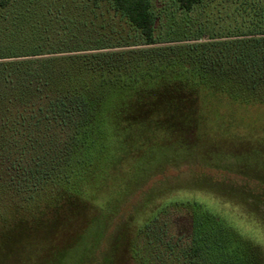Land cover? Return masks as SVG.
<instances>
[{"label": "trees", "instance_id": "obj_1", "mask_svg": "<svg viewBox=\"0 0 264 264\" xmlns=\"http://www.w3.org/2000/svg\"><path fill=\"white\" fill-rule=\"evenodd\" d=\"M153 1H0L11 13L0 21V225L10 223L6 213L13 208L22 214L42 193L133 152L169 141L188 154L205 148L195 142L209 133L205 115H239L249 135H237L229 125L224 135L245 141L254 134L252 118H246L249 108L264 107V0H243L232 10L235 25L200 27L185 39L176 32L168 41L157 35ZM162 1L189 15L207 0ZM104 4L117 19V42L109 45L105 34L94 39L91 33L92 26L106 30L93 19ZM260 130L246 155L264 151V126ZM226 190L246 197L247 205L216 190L206 192L213 206L190 204L193 230L185 254L165 241L166 220L154 218L143 232L159 246L140 264H249V238L235 232L222 209L239 204L246 221L264 226V201ZM50 251L52 257L42 260L58 264L62 252Z\"/></svg>", "mask_w": 264, "mask_h": 264}, {"label": "rangeland", "instance_id": "obj_2", "mask_svg": "<svg viewBox=\"0 0 264 264\" xmlns=\"http://www.w3.org/2000/svg\"><path fill=\"white\" fill-rule=\"evenodd\" d=\"M242 1L207 0L186 15L172 2L155 0L157 35L168 41L176 36L174 33L181 32L176 38L185 39L197 34L200 27L210 31L235 25L232 10ZM112 15L108 6L102 5L93 19L97 26L105 25L106 30L91 27L94 39H99L100 33L109 38L107 45L116 43L118 38L112 31L117 20ZM9 16L11 13L0 7V21L10 19ZM249 109L255 114L264 113V107ZM251 114L246 119L252 118L248 121L254 128V134L249 136L252 140L243 141L235 133L224 135L223 128L228 125L237 128L234 129L237 135H249L242 130L247 125L239 115H205L209 133L195 142L206 143L208 147L200 145L196 152L188 154L184 148L176 151L173 141L166 145L159 143L155 150L133 152V156H124L115 165L99 166L88 177L76 179L69 186L42 193L22 214L15 215L16 207L13 208L6 213L10 223L0 225V264H48L42 259L52 257L50 248L51 253L62 252L58 264H140L154 258L152 247L159 246L144 234L145 227L157 217H162L169 226L165 241H172L174 251L185 254L183 248L189 244L193 230L190 204L197 201L211 207L207 191L222 188L221 192H215L222 197L228 191L226 187L234 188L248 192L249 197L261 195L260 201H264V151L244 153L255 142L252 137L261 136L260 127L264 126V118ZM229 161L243 162L246 167ZM227 193L239 204L247 205L249 201L230 190ZM230 205L221 213L233 222L238 235L237 231H241L249 238V264H264V226L253 219L246 221L238 205ZM53 224L58 225L48 234Z\"/></svg>", "mask_w": 264, "mask_h": 264}]
</instances>
